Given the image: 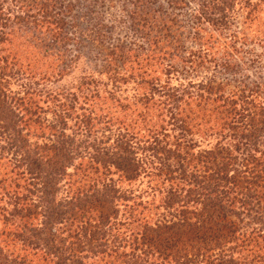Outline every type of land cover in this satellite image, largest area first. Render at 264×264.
I'll use <instances>...</instances> for the list:
<instances>
[{
    "label": "trees",
    "instance_id": "1",
    "mask_svg": "<svg viewBox=\"0 0 264 264\" xmlns=\"http://www.w3.org/2000/svg\"><path fill=\"white\" fill-rule=\"evenodd\" d=\"M11 1L23 17L11 19L0 2V48L13 39L9 21H22L24 27L32 21L30 29L41 33L45 26L52 37L65 38L64 17L75 9L68 1ZM168 2L173 10L188 7L184 0ZM262 2L193 0L196 8L187 27L177 15L141 8L133 27L142 30L144 48H126L116 57L113 50L97 52L104 57L98 56V69L82 79L81 89L88 91L83 99L90 97L97 106L109 99L111 109L122 104L115 85L125 62L137 70L154 63L164 75L204 70L199 81L174 87L154 79L145 83L147 89L136 97L144 112L136 110V117L158 121L144 131L143 141L124 121L103 116L108 107H98V114H78L73 131L67 125L71 114L47 121L35 101L42 92L31 90L29 78L20 83L21 92L8 96L11 78L19 81L20 72L13 71L15 58L0 56V151L10 155H0V161L11 164L15 176L13 184L3 182L7 192L0 198V204L6 199L5 206L11 207L0 208V264H264V84L259 77L264 75V48L258 54L243 49L245 34L229 28L237 9L246 12L243 24H248ZM74 17L71 26L81 41L80 33L87 32L79 27L84 16ZM189 39L194 51L185 46ZM30 47L40 51L43 46ZM246 54L254 76L241 74L235 61ZM211 64L217 75H207ZM94 74L111 80L107 96L100 95L90 78ZM68 99L61 104L63 111ZM191 103L213 122L199 134L220 137L211 148L199 149L193 141L194 126L201 124L193 122ZM99 123L114 133L113 139L94 136ZM31 135L44 143H30ZM141 176L154 177L156 183L147 203L132 189ZM20 178L26 187L16 183ZM156 192L157 204L152 203Z\"/></svg>",
    "mask_w": 264,
    "mask_h": 264
},
{
    "label": "rangeland",
    "instance_id": "2",
    "mask_svg": "<svg viewBox=\"0 0 264 264\" xmlns=\"http://www.w3.org/2000/svg\"><path fill=\"white\" fill-rule=\"evenodd\" d=\"M31 1H41L49 3V1L52 0ZM67 1L71 5L75 6V9L73 12H71L72 14L68 13L64 17L65 21H63L62 25L63 32L65 33V38L60 37L57 39L56 37H52V35L48 31H45V26L42 27L41 33L36 29H30V27L33 26L31 24L32 21H28L30 22V26L26 27H24L25 24L22 21H20V23H17V25H15L14 23L11 24V21L8 22V25H11L12 29L14 30L13 39L12 41L8 40V42L4 43L1 46L0 56H7L9 60L11 58H15V62L17 65L14 67L13 71L20 72L18 76L20 79L19 81L12 80L11 78V81L7 87L8 92H10L8 96L21 92L19 86L20 83H27L29 81L27 78H29L31 90L42 92L40 97L35 98V101L43 109V117H46L47 121L56 122L57 117L55 116L64 117L65 115L71 114L72 117L70 115V117L67 119V125L69 128H71L70 131H73L76 125V120L74 118L78 114H85L87 116L91 110H94L98 114V107H108V109L103 112V116H113L111 120L116 119L117 122L124 121L129 125L131 131L137 134V139L140 140L142 136H145L144 131L148 129L153 123L158 121L156 120V117H150L148 118V120L142 122L136 117V110H138L139 112H144V107L138 103L136 97L140 96L147 89V85L145 83H148L150 82V80L154 79L157 80V82H159L161 85L168 83V85L174 87L182 82H187L188 80L192 82L199 81L200 78L205 75L204 70L199 71L196 69V71L188 70V72L184 70L179 74L170 73L169 75H164V69L154 63H149L145 67H142L143 70H137V67H135L134 63L125 62L123 64L124 68L122 69L121 66L118 71L119 73H117L118 75L116 76V79H118V81L116 82L115 86L117 87L118 96L121 98L122 104L119 108L115 109H111V103L109 99L104 100L107 103L105 106H97L96 100L92 101V98L90 97V99L86 98L87 100H84L83 96L87 95L88 91L85 89H81L82 79L89 76L94 69H98L96 67V65H99V55L97 54L98 51L113 50V52H115L114 57H116V55L121 53V51H125L126 48L128 50L132 49L135 46L144 48V34L142 30L140 31L137 28L133 27V19L136 20V18L139 17L141 8H144V10L145 8H149L153 11H156L157 13L163 12L167 17L177 15L181 21V25L187 27V25L191 26L189 15L194 12L193 10L196 8V4L193 3V0H184L185 4H187L188 7H184V9L180 11L179 6L176 8V10H173V6L171 5V3H167L168 0H63L62 4H66ZM145 1H147L148 4L152 3V5L143 6L140 3H144ZM252 1L256 2L257 0ZM0 2L5 3L3 7L8 9V15L11 17V19H14V17L22 16L21 11H19L17 9L18 7H16L19 5L13 3L11 0H0ZM139 3L141 5H139ZM157 5L158 9L156 8ZM87 7H89L90 10L87 9ZM35 12L36 10H32V13ZM245 13V11L242 12L241 10L237 9L234 14L235 17H232L230 19V22L232 24H230L229 28L234 32L239 31L245 34L247 46H245L243 49L249 48L254 50L257 54L261 53L264 48V0L262 3H260V5H258V8L255 11V20L249 22L248 24H243ZM82 14L84 16V19L80 20L79 24L81 26L79 27L85 28L87 32L80 33V41L78 39V32L75 30L77 28L71 25L72 22L76 23L74 16H79ZM24 28L28 29H26V31H23ZM95 31H98L99 33L96 40H93ZM184 31H186V29ZM260 37H262V39L258 41ZM260 43L262 45H260ZM38 44L43 46L40 51H36L32 47H30L33 45L35 47H38ZM185 46H187L188 48L190 47L192 51H194L196 48L192 43H190V39ZM115 48H118L119 50L117 51L115 50ZM135 49L137 48H134L133 50ZM41 51H43V53ZM219 51H221V49ZM99 57L102 58L104 56ZM217 57L218 55L215 56V58ZM249 59H251V57L246 54V56H237L235 61L236 63H239V68L242 70L241 74H251L254 76L255 70H253L249 66L247 61ZM114 60H116V58ZM119 64L120 63L117 64L116 60L115 65ZM65 65H67L68 68H66ZM62 70H65L66 72L63 74H57L58 71ZM207 71L208 76L218 74L217 70L214 69V64L208 66ZM142 72H144L145 74ZM256 73L257 75L260 74L259 71H257ZM44 75L46 79L43 77ZM92 76L90 78H93L94 82H97L100 88V95L107 96L106 92H108L107 89H109L111 86V80H108V77L105 74H101L100 76L94 74ZM224 77L225 79H230V77ZM259 77L260 81L263 80L262 83L264 84V75H259ZM221 78L222 76L220 75L219 79ZM140 79H143L144 82L138 85ZM232 79H237V77L234 75ZM102 84H106V86L103 87ZM45 92L52 93V95H57L58 98H45ZM18 95L21 96L20 94ZM66 96L69 98L65 102L67 110L63 111L64 108H61V104L65 101ZM71 99H75V103ZM100 100H102V97ZM87 107L88 109H86ZM190 111L192 113V116H194L192 117L193 122L196 125L201 124L199 127L194 126L195 135L193 136V141L195 143H198L199 149L211 148L215 145L217 140H220V137L199 133H202L206 129L213 126V122L210 121L208 116H204V112L200 109H197L194 103H191ZM156 114H158V111L154 113V116ZM145 116H147V114ZM204 122H208V124L205 125ZM112 127L116 129L117 124ZM93 130L95 133L94 136L96 135V138L100 139V137L103 135L101 138H106L108 136L110 138L111 136V138L113 139L112 135L114 133L111 130L109 133L105 131L103 123L96 124V127ZM30 132L35 133L32 130ZM93 140L94 139L90 141ZM141 140L143 141V139ZM29 142L32 144L36 143L37 145L40 143H44V141H42L41 139L38 140L32 135L29 137ZM111 143L112 140L110 142L108 141L107 145H110ZM139 154L140 151L138 152V155ZM0 155L3 158L7 159H9L10 157V155H7L4 151H0ZM12 168L13 166L7 163L6 160L0 161V198H3L2 196H4V194L7 192L3 185V182H10L13 184V178H15V176L11 174ZM14 171V173L16 174L22 172V170L17 169ZM113 178L117 179V175H114ZM153 181L154 177L144 178L141 176L132 185L134 194H140V198L142 199L143 203H147V200H150L151 195L154 194V191L152 190H154L153 187L156 186V183H154ZM16 183H18L22 187H26L28 182L20 178L17 179ZM148 186H150V188ZM156 193V198L154 202H152L155 204H157L160 198L158 192ZM5 202H7L6 199H4L0 204V208L2 206H5ZM6 207L8 206H5V211L11 210V207ZM1 229L2 222L0 217V230Z\"/></svg>",
    "mask_w": 264,
    "mask_h": 264
}]
</instances>
